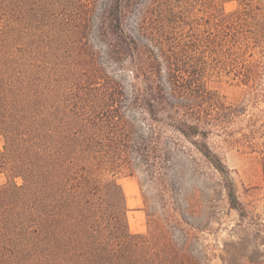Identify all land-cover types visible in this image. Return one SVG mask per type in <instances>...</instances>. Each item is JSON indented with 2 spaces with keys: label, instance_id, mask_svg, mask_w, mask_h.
I'll return each instance as SVG.
<instances>
[{
  "label": "trees",
  "instance_id": "trees-1",
  "mask_svg": "<svg viewBox=\"0 0 264 264\" xmlns=\"http://www.w3.org/2000/svg\"><path fill=\"white\" fill-rule=\"evenodd\" d=\"M225 76L264 99V0H0V264H264L212 248L164 171L163 126L222 176L204 138L239 117L213 89ZM134 167L161 187L146 233L130 231L116 177Z\"/></svg>",
  "mask_w": 264,
  "mask_h": 264
},
{
  "label": "rangeland",
  "instance_id": "rangeland-1",
  "mask_svg": "<svg viewBox=\"0 0 264 264\" xmlns=\"http://www.w3.org/2000/svg\"><path fill=\"white\" fill-rule=\"evenodd\" d=\"M233 7V2L224 6L227 11ZM126 22L128 21L124 19V23ZM89 39L97 51L96 58L105 68V73H119V67L122 66L113 63L101 40L95 36H90ZM198 50L205 51L204 47H199ZM202 60L209 61V57H203ZM131 77L139 83L140 71L133 69ZM123 79H128L126 73L123 74ZM215 81L216 88L213 89L227 102L236 103L233 109L240 112L235 123L223 124L224 129L218 125L214 126L204 138L213 152L210 156L214 158L216 166L221 168L224 177L204 160L193 144L176 131L163 126L160 133L164 134L165 146L172 149L168 153L172 156V162L166 164L164 171L167 172L168 182L173 184L179 198L186 196L192 206H200V213H194L192 221L196 225L205 223L208 227L205 235L212 248L217 251L233 249L245 254L258 251L263 254L264 241L261 236L264 238V99L235 88L233 80L226 76ZM1 147L0 139V149ZM116 177L126 197L130 231L146 233V211L159 212L162 203L161 187L149 182L142 167L117 171ZM228 178L234 182L239 200L244 206V218L228 206L224 187L225 180L230 181ZM143 198L146 200V206ZM208 217L212 219L206 223ZM199 247L201 248V245L195 246Z\"/></svg>",
  "mask_w": 264,
  "mask_h": 264
}]
</instances>
